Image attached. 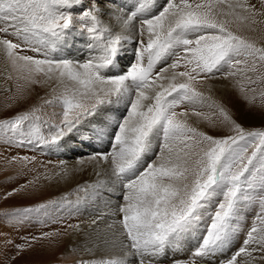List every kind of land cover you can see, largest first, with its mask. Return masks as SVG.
I'll use <instances>...</instances> for the list:
<instances>
[{
  "label": "snow or ice",
  "instance_id": "obj_1",
  "mask_svg": "<svg viewBox=\"0 0 264 264\" xmlns=\"http://www.w3.org/2000/svg\"><path fill=\"white\" fill-rule=\"evenodd\" d=\"M0 64L13 99L45 90L0 119V144L30 153L8 162L57 161L0 199L42 180L60 193H28L11 217L64 225L75 264H264V0H0ZM220 81L259 127L217 99ZM60 234L8 240L11 259Z\"/></svg>",
  "mask_w": 264,
  "mask_h": 264
},
{
  "label": "rangeland",
  "instance_id": "obj_2",
  "mask_svg": "<svg viewBox=\"0 0 264 264\" xmlns=\"http://www.w3.org/2000/svg\"><path fill=\"white\" fill-rule=\"evenodd\" d=\"M14 74L16 73H12L13 79H6L7 74L5 73L4 66L0 64V119H10L17 114L26 112L32 108L30 105L33 103L32 101H30L31 103L26 102L25 98L19 100L13 99L16 94L17 86V81L14 79V76L16 75ZM217 83L220 84L221 88V85L227 84L228 82L220 81ZM33 88H36V86H33ZM7 89H11V91H6ZM36 89V92L41 91L39 93H41L40 95H43V88L37 87ZM217 89V99H220L225 93L221 94L219 87ZM226 93L227 96L224 102L227 106L232 108L233 114L238 121L244 123L247 127H259L260 119L258 114L249 110L250 106L238 96L236 89L229 86L226 89ZM258 102L259 101H257V103ZM24 103H26L29 108L24 106ZM51 112L52 109H47L48 115H50ZM201 126L206 127V125ZM220 131L222 132L224 130L220 129ZM85 143H87V141ZM88 151H91V148L83 147L77 152L67 153L64 158L74 159L75 156L81 152L87 153ZM29 154L30 153H27L22 149L9 148L6 144H0V192L11 190L12 188H18L20 184L26 183L28 179H32V177L37 174V170L41 173H47L49 176L54 174V165L57 162L55 157L49 158L40 156L39 160L44 161L45 164H47L48 159H52L53 164L48 167H42L38 164L36 168L27 173L21 172L20 165L10 164L8 162L13 156ZM79 173L84 175L79 176ZM84 178H94L91 172V166H85L84 171L76 173L74 179L70 180L69 183H75V181ZM40 185H43V187ZM40 185L36 188L30 187L28 189V193H31L32 196L42 197L38 202L42 203L44 200L53 199L56 193L57 195L60 194L56 188L48 187L46 181L42 180ZM64 187H66V185L62 183L60 188L63 189ZM28 193L20 192L15 197L9 198L8 201L0 199V264H75V261L78 260L77 255L75 256V252L69 251L70 247L66 242L68 234L63 233L64 225L56 224L45 228L41 227L36 221L26 223L9 215L16 207L25 205V201L30 199ZM25 206L31 205L27 204ZM77 222L79 221L75 218L68 221V223L73 224ZM55 231H59L61 234L54 237L52 240L46 239L39 241L34 246V250L22 254L16 260L11 259V257L15 255L16 249L14 245L7 243L8 240H12L17 244H22L24 243L21 239L23 236H28L30 234L39 236L43 232ZM62 242H64L63 245L61 244Z\"/></svg>",
  "mask_w": 264,
  "mask_h": 264
},
{
  "label": "bare ground",
  "instance_id": "obj_3",
  "mask_svg": "<svg viewBox=\"0 0 264 264\" xmlns=\"http://www.w3.org/2000/svg\"><path fill=\"white\" fill-rule=\"evenodd\" d=\"M14 75H16V74H14ZM14 79H15V76H14ZM37 87H39V86H36V88ZM219 87V91H220V93L221 94H224L225 92H226V89L224 88V87H221L220 88V84H218L217 83V88ZM36 88H32L27 94H26V97H25V101L26 102H30V101H32L33 103L32 104H30L31 105V107H33V105L35 106V105H38V104H40V103H42V101L39 99V97H42V96H44V94H45V90H44V93H43V95H40L41 93H39V92H41V91H39V92H36L37 91V89ZM40 88V87H39ZM31 92V93H30ZM24 101V100H23ZM31 103V102H30ZM25 105L24 106H26V107H28L29 108V106H27V104L26 103H24ZM29 105V104H28ZM79 176H83L84 174H82V173H79L78 174ZM84 180H88L87 178H84V179H81V180H79L80 182H83ZM72 184V186L74 187L75 186V183L73 182V183H71ZM68 190H71L70 188L68 189ZM56 195H57V193H56ZM62 239V238H61ZM63 240V239H62ZM73 240H79V238L78 237H76V238H74V237H72V236H70V235H68L67 236V239H66V242H67V245L70 247V248H72V243H73ZM63 243L64 242H62L61 244L63 245ZM69 248V249H70ZM70 251V250H69ZM71 251H73V252H75V250H71ZM76 253V252H75ZM74 253V254H75ZM77 254H75V256H76ZM77 259H79V256L77 255Z\"/></svg>",
  "mask_w": 264,
  "mask_h": 264
}]
</instances>
